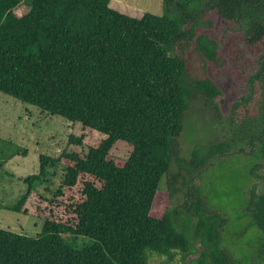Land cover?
I'll list each match as a JSON object with an SVG mask.
<instances>
[{
  "label": "trees",
  "instance_id": "16d2710c",
  "mask_svg": "<svg viewBox=\"0 0 264 264\" xmlns=\"http://www.w3.org/2000/svg\"><path fill=\"white\" fill-rule=\"evenodd\" d=\"M109 2L0 0V93L104 135L86 154L41 156L39 173L24 179L20 197L0 204L43 223L37 237L0 230V264H149L147 253L170 261L197 253L190 264H243L245 258L222 249L226 220L203 204L196 185L186 192L190 204L172 208L179 189L170 168L184 115L197 97L222 117L221 90L204 66L187 59L193 50L215 68L227 64L204 33L214 12L239 30L235 56L247 70L246 92L231 106L228 139L195 146L181 166L193 177L233 145L264 169V0H163L160 16L139 19ZM237 108L242 112L234 117ZM117 142L130 148L122 164L108 158ZM50 162L65 167L47 199L32 187L45 179ZM244 205L261 237L256 258L264 261V193L251 192ZM62 235L95 244L73 250Z\"/></svg>",
  "mask_w": 264,
  "mask_h": 264
},
{
  "label": "rangeland",
  "instance_id": "374dc122",
  "mask_svg": "<svg viewBox=\"0 0 264 264\" xmlns=\"http://www.w3.org/2000/svg\"><path fill=\"white\" fill-rule=\"evenodd\" d=\"M162 2L163 0H110L109 5L126 16L139 19L144 13L160 16L163 11ZM26 11L25 7L20 6L18 15H23ZM206 19L212 26L206 28L204 33H209L216 41L218 55L228 62L225 66L215 68L193 50L189 52L187 59L194 67L204 66V73L221 90L222 96L217 101L222 117H218L215 108L200 96L185 113L183 132L171 159L170 171L176 175L175 185L179 189L172 208L179 209L185 203L190 204L192 200L186 199V192H191V186L196 185L203 204L226 220L222 230V249L227 250L235 259L245 258L243 264H264L263 260L256 258V247L261 238L259 231L250 227V216L245 214L244 205L251 192L264 193V169L251 165L252 157L241 153L233 145L227 155L208 160L193 177H189L181 166L183 161L190 159L195 146L212 145L228 139L231 106L240 101L247 87V70L240 62L236 63L238 57L235 55H239V49L241 50L236 25L224 22L214 12L209 13ZM241 112L242 108L235 109L234 117L240 116ZM80 137L82 142L79 147L69 143L70 139ZM103 138L102 134L82 129L79 123L48 115L0 93V204L8 206L20 197L26 189L24 179L39 173L41 156L55 161L63 153L74 151L83 155L89 148L96 147ZM129 152L130 148L126 143L117 142L108 158L122 164ZM64 167L63 163H47L44 166L45 179L33 184L36 194L50 199L63 178ZM160 190H165L164 181L160 184ZM181 210L187 215L185 207ZM195 220L192 219L190 232ZM42 224L39 219L0 208V230L37 237L41 235ZM62 236L73 250L79 251L95 244L92 239L82 236ZM195 246L197 249L200 247L199 244ZM147 255L149 264H190L198 256L196 253L182 257L177 253L170 261L163 256Z\"/></svg>",
  "mask_w": 264,
  "mask_h": 264
},
{
  "label": "flooded vegetation",
  "instance_id": "af4514ba",
  "mask_svg": "<svg viewBox=\"0 0 264 264\" xmlns=\"http://www.w3.org/2000/svg\"><path fill=\"white\" fill-rule=\"evenodd\" d=\"M254 166V165H253ZM255 167V166H254Z\"/></svg>",
  "mask_w": 264,
  "mask_h": 264
}]
</instances>
